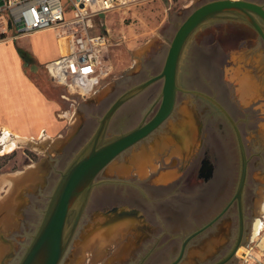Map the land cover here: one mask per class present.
<instances>
[{
	"label": "rangeland",
	"instance_id": "obj_1",
	"mask_svg": "<svg viewBox=\"0 0 264 264\" xmlns=\"http://www.w3.org/2000/svg\"><path fill=\"white\" fill-rule=\"evenodd\" d=\"M206 1L140 0L101 15L104 25L100 27L109 30V44L103 57L110 62L112 70L88 97L71 96L66 99L62 97L63 88L50 79L45 64L36 62L35 68L26 67L46 95L59 103L61 111L74 107L73 122L62 138L63 146L59 151L60 145L54 147L52 172H59L61 176L84 150L100 118L121 93L161 70L176 29L194 8ZM252 1L264 4V0ZM15 41L39 58L52 54L59 47L55 32L49 30L24 35ZM61 49L64 51L63 46ZM177 74L180 87L200 90L212 96L227 111L231 121L206 98L178 91L171 115L147 137L117 155L97 174L93 183L110 176L117 160L137 156L151 140L164 136L167 142L161 144L163 146L153 156L152 160L157 164H152V167L173 164L180 168L176 173V176L180 175L175 190L181 193L182 201L178 205L182 214L175 221V226H164L163 223L157 229L165 232L166 235L162 236L169 237L173 236L171 229L174 228L182 240L218 213L235 193L243 150L246 158L242 194L245 231L235 254L224 263L241 264L239 255L244 246L255 244L264 233L261 231L264 228V39L244 20L231 13L215 15L188 37ZM161 87L162 79H159L118 108L111 116L102 140L134 127L155 100L147 118L152 116L160 102ZM171 130L173 135L165 137ZM189 133L191 136L188 138ZM206 152L214 170L213 176L204 181L198 177V169ZM22 153V148H18L13 153L0 154V167L17 168L23 162ZM33 155L40 158L44 154ZM149 161L152 162L151 159ZM55 187L56 184L44 189L46 196L40 199L39 210L34 212L35 216L26 227L27 233L22 235L26 238L10 264H18L32 241ZM152 191L162 192L158 189ZM92 212L93 208L88 203L59 264H89L83 238L85 227L95 224ZM258 222L261 227L257 231ZM237 234L238 215L234 202L218 220L192 239L186 257L179 264H212L232 249ZM179 245L180 241L174 243L172 250L157 251L153 261L163 258L166 260L164 264L170 262Z\"/></svg>",
	"mask_w": 264,
	"mask_h": 264
},
{
	"label": "crops",
	"instance_id": "obj_2",
	"mask_svg": "<svg viewBox=\"0 0 264 264\" xmlns=\"http://www.w3.org/2000/svg\"><path fill=\"white\" fill-rule=\"evenodd\" d=\"M115 10L119 9L106 13ZM98 22L99 30L109 33L107 28L100 27L104 25L101 16ZM47 30L53 31L43 29L30 34ZM15 40L0 43V154L10 152L6 147L12 145L11 151L22 148L24 157L17 168L0 169V264L3 258L16 254V250L22 246L26 238L22 235L27 233L26 227L35 216L34 212L39 210L40 199L46 196L44 189L59 181L60 173L52 172L54 147L60 145L57 151L61 150L62 138L65 132H69L74 116V107L61 111L59 103L48 97L26 70L27 66L35 68L36 62L46 65L56 58L61 52L60 44L57 51L39 58ZM18 48L29 52L33 63L25 65ZM63 91L62 97L66 99L75 96L64 88ZM189 134L188 138L191 136ZM170 135H173L172 130L165 137L170 138ZM166 142L164 136H158L144 146L137 156L117 160L113 163L110 176L93 183L85 207L91 204L95 224L85 227L83 238L89 264H99L108 249L112 253L104 263L115 264L131 256L135 243L146 241L156 252L172 250L174 243L181 241L179 231L174 228L171 229V237L162 236L166 234L161 229L153 232V229L145 231L140 228L143 225H157L154 221L157 214L164 220V226L170 227L175 226V221L181 218L182 208L178 205L182 201L179 197L181 193L175 190L180 175L178 173L176 176V173L180 168L173 164L152 167V164H157L152 160L153 156ZM25 149L35 154H44V157L34 160ZM151 189L162 192H150ZM113 207L117 209L110 212ZM261 231L264 232V228ZM261 235L252 251L257 258L264 251V233ZM249 245L244 246L239 255L241 264L252 263L243 254ZM156 255L149 256V264L166 262L163 258L153 261Z\"/></svg>",
	"mask_w": 264,
	"mask_h": 264
},
{
	"label": "water",
	"instance_id": "obj_3",
	"mask_svg": "<svg viewBox=\"0 0 264 264\" xmlns=\"http://www.w3.org/2000/svg\"><path fill=\"white\" fill-rule=\"evenodd\" d=\"M223 12L231 13L244 20L264 39V4L252 0H208L194 8L176 29L161 70L121 93L108 106L88 145L61 174L50 196L41 224L18 264L59 263L79 223L97 174L122 151L149 135L170 116L175 106L178 91L192 92L208 98L231 121L227 111L212 96L200 90L182 88L177 83L179 59L188 37L203 22ZM159 79H162L160 102L154 114L148 120L144 121L143 119L131 129L103 141V134L114 112L124 102ZM241 158L239 181L232 197V200H236L238 205L239 233L237 241L227 255L212 264L227 262L240 245L243 234L242 194L246 179V158L243 150ZM204 166L207 171L204 177L207 179L212 175V166L211 164ZM228 205L207 224L187 235L182 241L178 256L166 264H177L183 255L186 243L197 233L211 225ZM116 209L117 207H113L110 212Z\"/></svg>",
	"mask_w": 264,
	"mask_h": 264
},
{
	"label": "built area",
	"instance_id": "obj_4",
	"mask_svg": "<svg viewBox=\"0 0 264 264\" xmlns=\"http://www.w3.org/2000/svg\"><path fill=\"white\" fill-rule=\"evenodd\" d=\"M140 0H0V43L37 30L52 29L61 49L45 65L50 79L77 97H88L110 74L104 59L108 32L99 30L104 13L127 7ZM255 244L243 252L251 264H264V251L257 258Z\"/></svg>",
	"mask_w": 264,
	"mask_h": 264
},
{
	"label": "flooded vegetation",
	"instance_id": "obj_5",
	"mask_svg": "<svg viewBox=\"0 0 264 264\" xmlns=\"http://www.w3.org/2000/svg\"><path fill=\"white\" fill-rule=\"evenodd\" d=\"M200 26V25H199ZM178 75V74H177ZM177 96V95H176ZM198 96H202V95H198ZM202 97H204V96H202ZM204 98H206V97H204ZM208 101H210L211 103H213L211 100H209L208 98H206ZM155 101V100H154ZM154 101L152 102V104L149 106V108L147 109V111L145 112V114L140 118V120H139V122L138 123H140L143 119H144V121H146V120H148L149 118H147L148 117V115L150 114V112L152 111V107H153V103H154ZM214 104V103H213ZM171 115V114H170ZM137 123V124H138ZM136 124V125H137ZM170 132V131H169ZM152 133V132H151ZM150 133V134H151ZM148 136V135H147ZM146 136V137H147ZM145 138V137H144ZM144 138H142V139H144ZM141 139V140H142ZM140 141V140H139ZM139 141H137V142H139ZM150 141V140H149ZM136 142V143H137ZM134 145V144H133ZM132 146V145H131ZM130 146V147H131ZM206 160V161H205ZM208 164H211V166H212V175L210 176V177H212L213 176V170H214V165H213V163L211 162V160L209 159V157H208V154H207V152L205 153V156L201 159V161H200V167H199V169H198V177L199 178H202L204 181H206V180H208L209 179V177L206 179L205 177H204V175H205V173L207 172L206 171V167L204 166V165H208ZM234 195V194H233ZM233 195H232V197H233ZM232 197L230 198V200L227 202V204H229L228 205V207L223 211V213L216 219V220H218L226 211H227V209L229 208V206L232 204V203H236V206H237V215H238V233H239V214H238V205H237V201L236 200H232ZM232 200V201H231ZM230 202V203H229ZM226 204V205H227ZM226 205L220 210V211H222L225 207H226ZM220 211L218 212V213H216L211 219H213L216 215H218L219 213H220ZM82 216V215H81ZM81 218V217H80ZM211 219H209L207 222H205L203 225H201L200 227H202V226H204L205 224H207ZM147 220V219H146ZM215 220V221H216ZM80 221V220H79ZM154 221L157 223V225H143L142 227H140V228H142V229H144L145 231H149V230H152L153 232H155V231H157L158 229H157V227H161V225L164 223V220L163 219H161L159 216H158V214L155 216V218H154ZM214 221V222H215ZM147 222H148V220H147ZM214 222H212V224L214 223ZM79 224V223H78ZM211 224V225H212ZM211 225H209V226H211ZM209 226H207L206 228H204L201 232H203L205 229H207ZM154 227V228H153ZM200 227H198V228H196L195 230H197V229H199ZM77 228V227H76ZM195 230H193V231H195ZM75 231H76V229H75ZM75 231H74V233H75ZM162 231V230H161ZM192 231V232H193ZM244 231H245V226H244V215H243V234H244ZM192 232H190V233H192ZM201 232H199V233H197L195 236H197L198 234H200ZM189 233V234H190ZM189 234H187V235H189ZM243 234H242V237H241V240H240V243L242 242V239H243ZM74 235V234H73ZM186 235V236H187ZM185 236V237H186ZM194 236V237H195ZM185 237L180 241V245H179V249H178V252H177V254L175 255V257L172 259V260H174L177 256H178V254H179V252H180V249H181V244H182V241L185 239ZM194 237H192L187 243H186V245H185V248H184V252H183V255H182V257H181V259L178 261V263L177 264H179L181 261H183V259H184V257H186V252H187V249H188V247H189V245H191V241H192V239L194 238ZM237 237H238V234H237ZM237 237H236V239H235V243H236V241H237ZM72 238H73V236H72ZM72 238H71V240H72ZM146 238H147V236H146ZM70 240V241H71ZM68 247V246H67ZM231 250V249H230ZM66 251H67V248L65 249V252H64V254H63V256H62V258H61V260H63V257H64V255H65V253H66ZM106 253H105V258H103L100 262H99V264H101L102 262H103V264H105L104 262L106 261V258L112 253V250H107V251H105ZM157 252V251H156ZM156 252H154V249L152 248V245L151 244H149L148 242H146V241H141V242H139V243H135L134 244V246H133V249H132V251H131V256L128 258V259H125V260H123L122 261V263L124 264H144V263H147L148 261H149V256L150 255H152V254H156ZM228 253H229V251H228ZM228 253H226L225 255H227ZM224 255V256H225ZM224 256H222V257H224ZM17 256H16V254H13V255H11V257H6V258H3V260L1 261V264H10V263H12L13 261H14V259L16 258ZM221 257V258H222ZM220 258V259H221ZM61 260L59 261V263L61 262ZM171 260V261H172ZM219 260V259H218ZM170 261V262H171ZM216 262V261H215ZM58 263V264H59ZM169 263V262H168ZM214 263V262H213ZM116 264V263H115Z\"/></svg>",
	"mask_w": 264,
	"mask_h": 264
},
{
	"label": "trees",
	"instance_id": "obj_6",
	"mask_svg": "<svg viewBox=\"0 0 264 264\" xmlns=\"http://www.w3.org/2000/svg\"><path fill=\"white\" fill-rule=\"evenodd\" d=\"M18 51L19 53L21 54V56L23 57L24 59V62H25V65L29 64L32 62V56L29 54V52H27L26 50H23L21 48H18ZM33 63V62H32ZM15 150H12L10 151L11 153H13ZM10 152H7V153H10ZM32 159H37L32 152H26ZM1 169V167H0Z\"/></svg>",
	"mask_w": 264,
	"mask_h": 264
},
{
	"label": "bare ground",
	"instance_id": "obj_7",
	"mask_svg": "<svg viewBox=\"0 0 264 264\" xmlns=\"http://www.w3.org/2000/svg\"><path fill=\"white\" fill-rule=\"evenodd\" d=\"M6 146H7V145H6ZM11 146H12V145H8V146L6 147V148L8 149V151H11V149H12ZM12 147H13V146H12ZM4 148H5V147H4ZM6 148H5V149H6ZM5 149H4V151H5ZM13 150H14V149H13ZM0 152H1V151H0ZM256 227H257V231H258V229L261 227V224L258 222L257 225H256Z\"/></svg>",
	"mask_w": 264,
	"mask_h": 264
}]
</instances>
